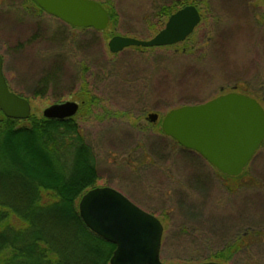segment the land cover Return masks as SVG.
Instances as JSON below:
<instances>
[{
	"label": "rangeland",
	"instance_id": "obj_1",
	"mask_svg": "<svg viewBox=\"0 0 264 264\" xmlns=\"http://www.w3.org/2000/svg\"><path fill=\"white\" fill-rule=\"evenodd\" d=\"M94 1L116 12L103 32L67 26L33 0H0L10 90L29 100L38 118L54 104H81L75 119L93 150L96 187L119 191L161 221L164 264H264V146L240 177H225L161 127L172 110L230 93L260 100L264 2ZM187 6L199 10L201 22L183 43L110 53L113 37L151 40L172 16L163 8ZM45 84L46 94L34 96ZM87 94L95 99L90 108L82 106ZM151 114L159 116L156 124ZM238 238L245 243L232 258H210Z\"/></svg>",
	"mask_w": 264,
	"mask_h": 264
},
{
	"label": "water",
	"instance_id": "obj_2",
	"mask_svg": "<svg viewBox=\"0 0 264 264\" xmlns=\"http://www.w3.org/2000/svg\"><path fill=\"white\" fill-rule=\"evenodd\" d=\"M34 2L48 16L76 29L103 32L110 24L108 11L94 0ZM200 22L199 10L187 6L173 14L165 28L151 40L115 36L108 44L109 51L116 55L129 48L174 46L189 38ZM79 109L76 102L54 104L43 116L63 121L76 117ZM0 111L7 118L20 121L29 119L32 114L29 100L10 90L1 54ZM158 118L157 114L148 117L153 124ZM161 127L163 134L180 147L199 155L221 174L238 178L264 142V109L249 96L230 93L204 104L172 110L163 119ZM79 213L90 231L116 247L110 264H164L161 261L164 235L161 221L119 191L110 187L90 190L79 202Z\"/></svg>",
	"mask_w": 264,
	"mask_h": 264
},
{
	"label": "trees",
	"instance_id": "obj_3",
	"mask_svg": "<svg viewBox=\"0 0 264 264\" xmlns=\"http://www.w3.org/2000/svg\"><path fill=\"white\" fill-rule=\"evenodd\" d=\"M103 7L115 24V10ZM178 10L161 12L170 17ZM46 86L34 96L45 95ZM94 100L88 95L82 106ZM97 181L93 150L75 117L20 121L0 111V264H110L116 247L90 231L79 213ZM243 243L238 238L210 258L229 260Z\"/></svg>",
	"mask_w": 264,
	"mask_h": 264
},
{
	"label": "flooded vegetation",
	"instance_id": "obj_4",
	"mask_svg": "<svg viewBox=\"0 0 264 264\" xmlns=\"http://www.w3.org/2000/svg\"><path fill=\"white\" fill-rule=\"evenodd\" d=\"M64 24H65V23H64ZM67 26H68V25H67ZM70 27H71V26H70ZM72 28H73V27H72ZM75 29H76V28H75ZM260 92L263 94L262 97L260 98V100H258V98H255V97H251V98L257 100V102H259V104H260V105L263 107V109H264V89H262ZM249 97H250V96H249ZM64 103H65V102H64ZM76 103H77V102H76ZM59 104H62V103H59ZM78 104H79V106H81L80 103H78ZM148 121H149V120H148ZM168 138H169V137H168ZM263 146H264V142H263V144L261 145L260 149H261ZM260 149H259V150H260ZM259 150H258V151H259ZM257 153H258V152H257ZM257 153H256V154H257ZM255 156H256V155H255ZM254 158H255V157H254ZM254 158H253V159H254ZM252 161H253V160H252ZM252 161H251V162H252ZM251 162H250V163H251ZM249 165H250V164H249ZM249 165H248V166H249Z\"/></svg>",
	"mask_w": 264,
	"mask_h": 264
}]
</instances>
